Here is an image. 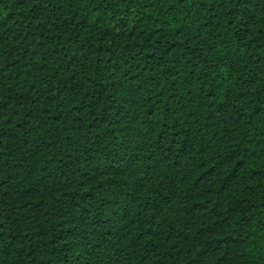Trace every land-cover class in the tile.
I'll return each instance as SVG.
<instances>
[{
  "label": "trees",
  "instance_id": "1",
  "mask_svg": "<svg viewBox=\"0 0 264 264\" xmlns=\"http://www.w3.org/2000/svg\"><path fill=\"white\" fill-rule=\"evenodd\" d=\"M0 264H264V0H0Z\"/></svg>",
  "mask_w": 264,
  "mask_h": 264
}]
</instances>
